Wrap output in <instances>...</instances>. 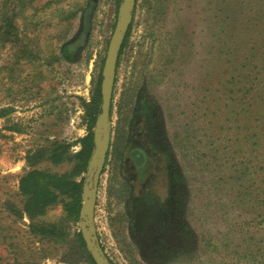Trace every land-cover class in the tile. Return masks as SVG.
I'll return each instance as SVG.
<instances>
[{"label": "rangeland", "instance_id": "obj_1", "mask_svg": "<svg viewBox=\"0 0 264 264\" xmlns=\"http://www.w3.org/2000/svg\"><path fill=\"white\" fill-rule=\"evenodd\" d=\"M10 4V27L0 28V109H11L0 120V264H91L82 222L44 235L68 215V198L28 215L20 183L40 147H57L62 160L41 169L72 173L85 104L127 6ZM124 33L110 148L88 212L105 260L264 264V0H136ZM93 134L100 145L98 120ZM94 171L72 178L82 193Z\"/></svg>", "mask_w": 264, "mask_h": 264}, {"label": "trees", "instance_id": "obj_2", "mask_svg": "<svg viewBox=\"0 0 264 264\" xmlns=\"http://www.w3.org/2000/svg\"><path fill=\"white\" fill-rule=\"evenodd\" d=\"M122 2L123 0H117L118 5H121ZM1 8L3 9V12L0 16V28L3 26L5 28L10 27L12 19V6L10 0H4ZM9 34L10 33L8 32L6 33L4 38L5 42H9ZM101 103L99 83L94 90L90 103L85 104V118L88 119V134L81 141V151L75 156V165L71 174H53L48 170L41 169L40 166L44 163H51L54 166H58L62 163V160H60L57 155V147L55 146L51 148L40 147L27 153L26 161L30 165V168L32 167V170L21 179L20 183V190L24 196L26 214L39 216L44 207L55 204L58 201L63 202V198L65 197L69 200L66 206L68 212L66 218L44 227V235H47L50 238L53 236H61L64 227L68 223L71 222L76 226L78 222H80L82 183L76 184L72 181V178L78 173H85L87 167L90 165V161L95 151L93 129L101 114ZM10 114V108L0 109V120L7 118ZM9 130L16 133L22 132V129L15 124H13V127L9 128ZM7 205L8 210H10L12 214H19L13 205L9 203ZM77 238L80 248L86 253V246L81 233H78ZM14 264L37 263L35 261H28L16 262ZM91 264H94L92 260Z\"/></svg>", "mask_w": 264, "mask_h": 264}, {"label": "water", "instance_id": "obj_3", "mask_svg": "<svg viewBox=\"0 0 264 264\" xmlns=\"http://www.w3.org/2000/svg\"><path fill=\"white\" fill-rule=\"evenodd\" d=\"M124 5L127 6V17H122L115 27L102 71V81L100 86L102 103L100 106L101 114L98 117V122L102 131V142L100 145L98 142L95 143V151L90 161V165L95 163L93 183L92 187L84 186L82 193V208L80 211V222H82V224L80 227V233L94 264H109L102 255L99 246L96 244V239L90 233L89 224L91 222V217L90 215L88 216V212L91 208L92 199L97 192L110 148V115L117 65L120 49L125 38L124 30L132 21V13L136 6V0H123L122 6Z\"/></svg>", "mask_w": 264, "mask_h": 264}]
</instances>
